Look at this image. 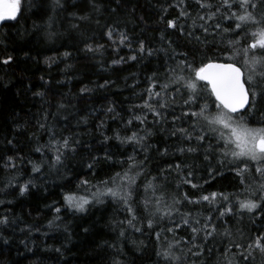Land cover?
Masks as SVG:
<instances>
[{"label": "trees", "instance_id": "16d2710c", "mask_svg": "<svg viewBox=\"0 0 264 264\" xmlns=\"http://www.w3.org/2000/svg\"><path fill=\"white\" fill-rule=\"evenodd\" d=\"M176 3L177 0H60L62 7H55L54 0H21L17 20L0 22V60L12 57L10 64L0 63V156L39 161L40 154L34 151L36 141L44 144L49 138L39 129L40 123L54 128L57 138L72 133L81 141L77 154L59 171L45 166L43 176H34L30 165H21L17 172L0 168V187L13 176L20 184L28 179L35 184L24 196L19 195L18 186L0 192V200L5 201L0 205V217L8 215L11 221L0 225V264H166L156 255L164 245L147 230L128 229L123 237L119 236L117 221L124 218V213L116 205L108 202L79 213L64 207L62 194L69 180L73 186L79 179L97 184L112 173L103 163L89 170L86 165L92 155L102 156L104 151H110L115 159H121L122 152L131 151L130 146L122 147L115 140L101 143L97 128L101 120L106 122L104 131L109 136L121 125L119 117L112 120L111 114H106L108 107L127 117L131 105L139 102L137 93L145 86L146 77L172 64L173 50L188 53V60L195 65L204 59V54L215 58L216 49L211 44L205 47L187 35L192 30L191 20L180 18L182 29L167 27L166 21L179 16L180 9L172 7ZM189 5L188 11L195 16L197 9L192 0ZM109 29L125 33L130 46L114 52L105 35ZM195 35L203 39L199 30ZM140 43L153 54L146 52L136 61L112 65V60L120 56L137 54L135 49ZM89 45H103V54L87 51ZM65 52L70 53L67 58ZM105 81H109L107 87H98ZM131 85H136L135 89ZM84 87L92 91L81 94ZM38 92L44 96H37ZM60 104L65 107L60 108ZM175 114H180L179 109ZM84 119L87 124L78 123ZM171 120L169 115V122L155 126L147 141L155 146L150 152L153 174L169 161L185 159L172 155L161 158L156 152L164 146L175 150L177 138L170 135ZM187 163L197 181L204 184L205 179L209 180L204 184L208 192L242 191V187H237L239 178L227 167L222 169V175L211 178L202 156L189 157ZM55 207L61 208L59 214ZM226 220L240 243H245L249 234L264 229L261 219L253 223L248 215ZM178 236L187 239L183 230ZM225 244L227 241L222 238L212 240L207 248L213 251H205L201 257L188 255L185 264H227ZM237 251L232 248L233 253ZM237 264H264V253L253 251L247 261L237 258Z\"/></svg>", "mask_w": 264, "mask_h": 264}, {"label": "snow or ice", "instance_id": "6c2138e0", "mask_svg": "<svg viewBox=\"0 0 264 264\" xmlns=\"http://www.w3.org/2000/svg\"><path fill=\"white\" fill-rule=\"evenodd\" d=\"M192 3L197 9L195 16L188 11L189 0H177L172 7L180 9L179 16L166 21L167 27L182 29L178 20H191L192 30L187 35L205 47L211 44L216 49L215 58L204 54V59L195 65L188 60V53L173 50L172 64L146 77L145 86L137 93L139 102L131 105L127 117L108 107L106 114H111L112 120L119 117L121 125L109 136L104 131L107 124L101 120L97 125L101 143L106 145L115 140L122 147L130 146L131 151L122 152L121 159H115L110 151H104L102 156L92 155L86 165L89 170L103 163L112 173L97 184L79 179L73 186L69 180L63 186L62 201L65 208L79 213L108 202L116 205L124 213V218L117 221L119 236L123 237L128 229L147 230L164 245L156 255L166 264H185L188 255L201 257L205 251H213L207 245L217 238L227 241L223 252L227 264H237V258L247 261L253 251L264 253V229L249 234L247 241L240 243L226 220L248 215L253 223L257 219L264 222V0H192ZM54 6L62 7L60 0H54ZM93 7L99 10L97 5ZM20 8L21 0H5L0 5V21L17 20ZM196 30L203 39L195 35ZM105 35L116 53L131 44L123 32L109 29ZM103 47L89 45L87 51L101 52ZM135 52L112 60V65L136 61L146 52L149 56L153 54L143 43ZM69 55L64 53L65 58ZM11 62V56L0 60L5 65ZM108 84L105 81L98 87L105 88ZM131 87L135 89L136 85ZM80 91L85 94L92 89L84 87ZM36 95L43 97L44 93ZM176 109L179 115L175 114ZM169 115L172 116L170 135L177 138L175 150L164 146L156 152L161 158L172 155L185 159L169 161L153 174L150 152L155 146L147 141L155 126L169 122ZM81 122L88 121H78ZM39 129L49 137L44 144L36 141L34 151L40 154V160L0 156V168L17 172L21 165H30L34 176H43L45 166L59 171L77 154L81 144L78 135L69 133L57 138L55 129L46 123H40ZM201 156L208 177L222 175V169L227 167L239 178L237 187H242V191L208 192L204 184L209 180L205 179L204 184L197 181L192 166L187 163V158ZM17 186L19 195L24 196L35 184L33 179L20 184L13 176L0 187V192ZM3 204L5 201L0 200V205ZM55 212L59 214L61 208L55 207ZM9 223L8 215L0 217V225ZM181 230L187 233V239L178 236ZM232 248L238 251L233 253Z\"/></svg>", "mask_w": 264, "mask_h": 264}, {"label": "rangeland", "instance_id": "374dc122", "mask_svg": "<svg viewBox=\"0 0 264 264\" xmlns=\"http://www.w3.org/2000/svg\"><path fill=\"white\" fill-rule=\"evenodd\" d=\"M4 2L5 0H0V5H3Z\"/></svg>", "mask_w": 264, "mask_h": 264}, {"label": "water", "instance_id": "95a60500", "mask_svg": "<svg viewBox=\"0 0 264 264\" xmlns=\"http://www.w3.org/2000/svg\"><path fill=\"white\" fill-rule=\"evenodd\" d=\"M1 22V21H0Z\"/></svg>", "mask_w": 264, "mask_h": 264}]
</instances>
